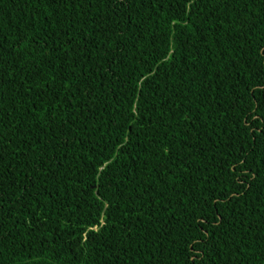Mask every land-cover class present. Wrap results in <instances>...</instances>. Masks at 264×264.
Here are the masks:
<instances>
[{
    "label": "trees",
    "instance_id": "16d2710c",
    "mask_svg": "<svg viewBox=\"0 0 264 264\" xmlns=\"http://www.w3.org/2000/svg\"><path fill=\"white\" fill-rule=\"evenodd\" d=\"M0 264H264V0H0Z\"/></svg>",
    "mask_w": 264,
    "mask_h": 264
}]
</instances>
